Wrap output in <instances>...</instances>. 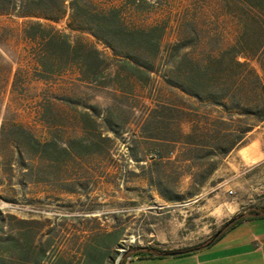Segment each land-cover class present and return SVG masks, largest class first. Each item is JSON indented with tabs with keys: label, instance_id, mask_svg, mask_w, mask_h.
<instances>
[{
	"label": "trees",
	"instance_id": "trees-1",
	"mask_svg": "<svg viewBox=\"0 0 264 264\" xmlns=\"http://www.w3.org/2000/svg\"><path fill=\"white\" fill-rule=\"evenodd\" d=\"M216 1V11H210L211 0H198L200 6L192 4L176 22L174 40L164 43V24L129 27L119 10L102 11L83 0H0V16L28 19L22 32L33 44L31 76L51 86L48 92L41 93L36 107L39 122L48 130L47 138L40 139L22 122L0 113V169L4 177L9 182L17 179L25 187H43L55 194L72 195L76 188L84 191L92 163L109 155L122 138L126 129L124 111L120 105L85 102L73 92L59 95L52 91V80L72 74L88 87H107L110 82L106 71L113 68L111 83L121 94L125 86L133 92L134 83L150 85L154 82L152 74H157L167 89L179 94L160 97L145 106V118L128 140L134 161L151 159L149 165L142 167L148 185L164 201L182 200L162 172L168 155L182 144L192 154V164L186 166L184 175L191 177L192 186H204L215 167L198 178L201 168L194 162L195 153L203 152L211 159L228 154L248 143L235 142L255 126L238 122L221 128L224 117L210 122L207 118L211 113L219 112L230 120L235 116L264 122V0ZM67 8L68 28L93 38L109 51L110 57L81 35L71 39L51 25L65 15ZM221 19L229 20L233 27L229 42L212 23L206 22ZM18 75L15 72L12 76L11 93L17 92ZM7 85L0 73V97ZM200 108L208 110L201 112ZM128 110L134 112L133 108ZM188 117L195 119L186 121ZM184 123L186 132L182 130ZM137 144L144 148L143 157L137 158L133 152ZM104 145L109 146V151ZM194 195L191 193L189 198ZM263 218V207L249 208L224 223L212 243L211 238L200 246L179 251V256L212 245L243 222ZM18 222L22 226L29 224L25 220ZM122 231L107 233L101 242L94 239L84 246L82 264H114L117 252L113 250ZM48 250L49 245L46 249L35 242L31 228L23 227L17 234L0 237V264H43L50 258ZM169 253L152 247L139 248V254L147 258L164 259ZM127 258L117 264H125Z\"/></svg>",
	"mask_w": 264,
	"mask_h": 264
},
{
	"label": "rangeland",
	"instance_id": "rangeland-1",
	"mask_svg": "<svg viewBox=\"0 0 264 264\" xmlns=\"http://www.w3.org/2000/svg\"><path fill=\"white\" fill-rule=\"evenodd\" d=\"M83 1L102 11L119 10L120 17L129 27L147 28L164 24L167 27L164 43L174 40L176 22L186 9L192 4H201L198 0ZM209 5L210 11H216V0H211ZM69 14L70 9L67 8L65 15L51 25L71 39L81 35L110 57L109 51L95 43L93 38L68 28ZM27 20L10 15L0 16V73L8 81L0 97V113L22 122L43 140L47 138L48 130L39 122L36 107L41 93L48 92L51 86L39 83L31 76L33 44L24 38L22 32ZM206 22L212 23L228 42L232 40L234 33L229 20ZM113 71V68L106 71L110 82L107 87H88L77 81L72 74L52 80V91L59 95L73 92L85 102L100 103L102 106L120 105L124 111L122 117L126 121V129L122 131V138L109 155L92 163L84 191L76 188L75 194L64 195L52 193L43 187H25L17 179L9 182L0 169V237L17 234L23 227L31 228L36 243L46 249L49 245L50 258L43 264H82L84 246L92 244L94 239L101 242L107 233L121 230L118 244L113 250L117 252L114 264L125 256L128 257L126 260L147 258L139 254V248L144 247L168 252L181 251L206 243L224 223L234 217L229 210L232 195L226 186L219 187L233 175L229 164L235 162L234 154L242 145L212 159L205 157L203 152L195 153L194 162L201 168L197 172L198 178L215 167L205 185L197 188L192 186L191 177L183 173L186 166L192 164L189 160L192 154L182 144H177L174 152L168 155V161L163 164L162 172L171 187L182 195V200L164 201L144 178L146 172L144 174L142 167L150 164V157L141 162L134 161L130 156L128 140L134 135L136 126L142 124L145 106H150L160 97L177 96L178 92L167 89L161 78L152 74L154 82L150 85L142 87L134 83L133 92L130 86H125L121 94L114 90L111 83ZM15 72L19 73L17 92L11 93L10 83ZM128 107L133 108L134 112L129 111ZM207 110L200 108L201 112ZM220 117L225 119L221 128L233 127L238 122L255 125L235 143L249 142L264 130V122L259 123L251 118L245 120L234 116L230 120L227 115L213 112L207 119L217 122ZM188 119L191 121L195 118L188 117L186 121ZM182 130L186 132L187 123L182 125ZM104 146L109 151V146ZM143 149L140 144L133 147L137 158L143 157ZM191 193L195 195L189 198ZM257 203L264 205V200ZM19 220L29 221V224L22 226Z\"/></svg>",
	"mask_w": 264,
	"mask_h": 264
},
{
	"label": "crops",
	"instance_id": "crops-1",
	"mask_svg": "<svg viewBox=\"0 0 264 264\" xmlns=\"http://www.w3.org/2000/svg\"><path fill=\"white\" fill-rule=\"evenodd\" d=\"M229 164L233 175L220 185L232 193L229 210L233 216L264 200V130L234 154ZM249 206V207H247ZM125 264H264V218L243 222L226 232L212 245L187 256L133 258Z\"/></svg>",
	"mask_w": 264,
	"mask_h": 264
},
{
	"label": "water",
	"instance_id": "water-1",
	"mask_svg": "<svg viewBox=\"0 0 264 264\" xmlns=\"http://www.w3.org/2000/svg\"><path fill=\"white\" fill-rule=\"evenodd\" d=\"M217 236H218V233H216V234L212 237L210 243H212V242L217 238ZM181 254H182V252H179V251H173V252H170V253H169V257H175V256H179V255H181Z\"/></svg>",
	"mask_w": 264,
	"mask_h": 264
},
{
	"label": "built area",
	"instance_id": "built-area-1",
	"mask_svg": "<svg viewBox=\"0 0 264 264\" xmlns=\"http://www.w3.org/2000/svg\"><path fill=\"white\" fill-rule=\"evenodd\" d=\"M232 192L231 191H229V194H231Z\"/></svg>",
	"mask_w": 264,
	"mask_h": 264
}]
</instances>
